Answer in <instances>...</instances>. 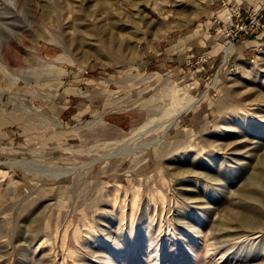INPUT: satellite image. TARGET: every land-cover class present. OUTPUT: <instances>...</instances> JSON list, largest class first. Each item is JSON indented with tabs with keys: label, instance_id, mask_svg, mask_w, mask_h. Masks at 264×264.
<instances>
[{
	"label": "rangeland",
	"instance_id": "374dc122",
	"mask_svg": "<svg viewBox=\"0 0 264 264\" xmlns=\"http://www.w3.org/2000/svg\"><path fill=\"white\" fill-rule=\"evenodd\" d=\"M263 168L264 0H0V264H264Z\"/></svg>",
	"mask_w": 264,
	"mask_h": 264
},
{
	"label": "bare ground",
	"instance_id": "6f19581e",
	"mask_svg": "<svg viewBox=\"0 0 264 264\" xmlns=\"http://www.w3.org/2000/svg\"><path fill=\"white\" fill-rule=\"evenodd\" d=\"M231 52L230 49L227 48L226 50V54L228 55ZM61 58V57H60ZM171 94V93H170ZM198 101V99L191 101V103L185 104L184 102H182V99L180 98L179 95V88H176L174 90V92L171 95V102L168 105V107L165 108V110L162 112L166 122H167V127L174 122V120H176V118L181 115L184 111L189 110L190 108H192V106H194L196 104V102ZM162 116V115H161ZM151 119V118H150ZM154 121V120H151ZM160 122V121H159ZM163 122V121H162ZM153 125V124H152ZM155 125V124H154ZM153 125V126H154ZM157 125V124H156ZM166 125V124H165ZM144 125L142 124V127ZM166 127V128H167ZM141 128V127H140ZM150 129L149 127L147 128V130ZM152 129V128H151ZM154 129V128H153ZM156 130V129H155ZM158 130V129H157ZM149 131V130H148ZM152 132V131H151ZM148 133V132H147ZM149 134V133H148ZM264 170V168H263ZM259 171V170H258ZM259 173V172H258ZM263 212V211H262Z\"/></svg>",
	"mask_w": 264,
	"mask_h": 264
}]
</instances>
